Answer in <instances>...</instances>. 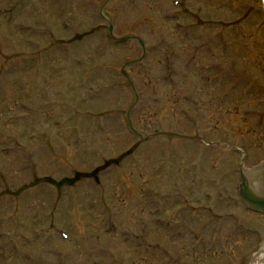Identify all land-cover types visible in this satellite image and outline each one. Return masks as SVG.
Segmentation results:
<instances>
[{
	"label": "rangeland",
	"instance_id": "rangeland-1",
	"mask_svg": "<svg viewBox=\"0 0 264 264\" xmlns=\"http://www.w3.org/2000/svg\"><path fill=\"white\" fill-rule=\"evenodd\" d=\"M164 1L0 0L12 9L0 14V232L9 234L0 237V264H249L264 245V234L244 237L238 221L209 215L264 225L216 193L235 195L239 159L245 180L264 160L263 10L258 0H187L202 21L188 9L172 20ZM109 23L114 36L151 46L144 69L124 67L142 53L135 37L104 45ZM211 36V54L195 50ZM166 50L173 83L163 81ZM182 93L195 98L191 108ZM189 134L221 144L205 147ZM26 154L38 177L75 172L77 181L37 182Z\"/></svg>",
	"mask_w": 264,
	"mask_h": 264
},
{
	"label": "bare ground",
	"instance_id": "bare-ground-1",
	"mask_svg": "<svg viewBox=\"0 0 264 264\" xmlns=\"http://www.w3.org/2000/svg\"><path fill=\"white\" fill-rule=\"evenodd\" d=\"M250 264H264V247L255 255Z\"/></svg>",
	"mask_w": 264,
	"mask_h": 264
},
{
	"label": "water",
	"instance_id": "water-1",
	"mask_svg": "<svg viewBox=\"0 0 264 264\" xmlns=\"http://www.w3.org/2000/svg\"><path fill=\"white\" fill-rule=\"evenodd\" d=\"M254 203H257L259 206L263 207L264 208V199L263 200H259V201H254L252 200Z\"/></svg>",
	"mask_w": 264,
	"mask_h": 264
}]
</instances>
